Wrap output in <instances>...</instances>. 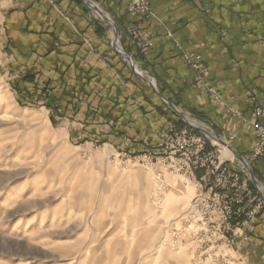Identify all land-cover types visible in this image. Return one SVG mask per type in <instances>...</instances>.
Wrapping results in <instances>:
<instances>
[{
	"label": "crops",
	"instance_id": "1",
	"mask_svg": "<svg viewBox=\"0 0 264 264\" xmlns=\"http://www.w3.org/2000/svg\"><path fill=\"white\" fill-rule=\"evenodd\" d=\"M12 0L2 17L4 69L25 107L38 105L74 124L72 137L138 156L187 124L172 105L217 134L249 161L264 194V160L251 159L254 111L264 107V0H147L152 16L128 11L130 0ZM152 42L136 47L130 28ZM198 55L197 68L184 54ZM220 96L215 101L207 90ZM209 148L219 147L207 140ZM236 239L240 264H264V216Z\"/></svg>",
	"mask_w": 264,
	"mask_h": 264
},
{
	"label": "rangeland",
	"instance_id": "2",
	"mask_svg": "<svg viewBox=\"0 0 264 264\" xmlns=\"http://www.w3.org/2000/svg\"><path fill=\"white\" fill-rule=\"evenodd\" d=\"M11 1L0 0V264H212L182 232L192 183L72 137L74 124L16 98L1 57Z\"/></svg>",
	"mask_w": 264,
	"mask_h": 264
},
{
	"label": "built area",
	"instance_id": "3",
	"mask_svg": "<svg viewBox=\"0 0 264 264\" xmlns=\"http://www.w3.org/2000/svg\"><path fill=\"white\" fill-rule=\"evenodd\" d=\"M128 11L145 18L153 15L147 0H130ZM130 34L139 51L147 53L152 46L147 34L138 27L130 28ZM184 59L197 68L200 57L186 53ZM206 87L219 101V94L209 85ZM254 115L256 141L250 157L264 160V107L257 106ZM208 139L188 124L138 156L123 152L120 155L128 161L137 159L154 166L160 177L165 173L177 175L192 183L195 192L184 211L182 232L193 243L199 261L230 264L226 252L234 248L236 239L247 240L244 226L259 215L264 216L263 188L258 182L260 193L232 152L225 156L224 146L209 148Z\"/></svg>",
	"mask_w": 264,
	"mask_h": 264
},
{
	"label": "water",
	"instance_id": "4",
	"mask_svg": "<svg viewBox=\"0 0 264 264\" xmlns=\"http://www.w3.org/2000/svg\"><path fill=\"white\" fill-rule=\"evenodd\" d=\"M93 11H95L102 19H104L112 28L113 30V40H112V45L114 46V48L118 51V53L120 55H122L129 63L130 65L132 66V68L134 69L135 73L138 74L140 77L143 78V75H142V72L139 70V68L137 67L133 57L131 55H129L128 53H126L125 51H123L122 49H120L118 47V29L116 27V25L113 23V21L105 16V13L91 0H83ZM144 79V78H143ZM147 83H149L152 87L153 86V83L149 80H146L144 79ZM172 108L175 109L176 113L182 117V119L184 120V122L190 126H192L194 129H196L198 132H200L201 134H203L204 136H206L207 138H209L210 140H213V141H216L218 142L219 144H222V145H227V143L222 140V139H219L218 135L217 134H212L208 129L200 126V125H196V124H191L189 123L186 119H185V113L181 112L180 110L176 109L173 105H172ZM228 147L230 148V150L233 152V155L234 157L246 168L247 172H248V175H249V178L252 182V184L258 188L259 184H258V181L252 171V168L250 166V164L248 163V161L242 157L241 155H239L238 153H236L229 145ZM259 190V188H258ZM259 192L261 193V191L259 190Z\"/></svg>",
	"mask_w": 264,
	"mask_h": 264
},
{
	"label": "bare ground",
	"instance_id": "5",
	"mask_svg": "<svg viewBox=\"0 0 264 264\" xmlns=\"http://www.w3.org/2000/svg\"><path fill=\"white\" fill-rule=\"evenodd\" d=\"M23 111H24V110H23ZM185 119L188 121V115H185ZM225 149L227 150V148L224 147V150H225ZM227 151H229V150H227ZM225 156H226V155H225ZM248 163H249V162H248Z\"/></svg>",
	"mask_w": 264,
	"mask_h": 264
}]
</instances>
